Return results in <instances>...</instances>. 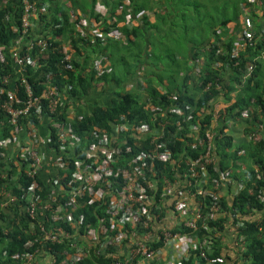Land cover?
<instances>
[{
  "label": "trees",
  "instance_id": "16d2710c",
  "mask_svg": "<svg viewBox=\"0 0 264 264\" xmlns=\"http://www.w3.org/2000/svg\"><path fill=\"white\" fill-rule=\"evenodd\" d=\"M91 1L90 12H85L79 8L84 4L87 5L86 1L71 0L70 4L74 7V13L79 9L83 11L81 12L85 16H95L97 21L104 19L106 26L101 31L102 34H110L112 29H116L120 34L119 37L104 39L100 35L95 37L83 36L79 32L83 27L80 16L78 20L71 22L72 15L66 9L61 10V7L56 4V0H36L40 13L39 21L46 23L40 32L48 40L49 48L44 53L38 49L29 51L27 47L21 51V55L27 58L24 77L31 85L34 97L41 99L44 91L52 86L62 95L67 94L81 99L89 95L98 82H114L115 85L116 97L109 105L94 104L93 110L88 115L70 125V133L83 140L86 145V152L84 151L85 153L79 155L80 157L66 155L70 157L67 162L69 166L61 174L60 184L64 186L69 184L76 171V161L87 158L88 149H91L92 146H103L106 142L105 137L107 139L112 138L115 135L114 128L118 125L127 126L120 134V140H125L126 143L121 146L117 164L125 166L128 162L139 159L143 153L148 151L153 153L155 148L149 140L139 141L132 134L141 132L144 125H147L149 130H153L156 117L176 106H185L195 109L197 112H204L206 118L202 123L201 135L203 138H208L214 103L222 98L224 103L221 109L222 121L220 128L216 130L224 132L225 129H229L230 133L228 136L216 139L214 156L218 159L222 171L233 172L235 178L244 183L245 188L237 198L234 209H239L242 214H251L254 208L264 212V202L262 203L261 198H259L264 197V140L260 143H254L251 139L254 132L264 134V36L259 33L263 24L259 19L256 21V14L254 13L252 16L257 29L255 33H258L257 39L252 41L241 53L240 59H235L231 56V52L235 48L236 40L229 34L219 33L222 29L226 30L231 20H221L219 28L213 31L212 25L206 26V22L210 21L209 18L211 17L209 11H202V8L206 7L199 4L200 0H188L189 2H196L194 11H191V19L197 17L199 22L207 28L208 35L213 34L208 39L202 38L198 41L189 39L183 45L178 38H170L174 43L177 40L179 42V45L176 43L173 46L175 53L170 56V60L174 65L178 63L175 58L177 49L174 47L180 46L187 54L180 59L181 63L184 62L189 66L187 71L182 73V85H177L169 84L159 76V72L164 69L161 66V58L164 57L163 52H172L168 45L165 28H172L173 24L175 27L177 26L180 13L185 17L184 10L187 9L185 6L189 2L183 5L182 0H128V4H126V0H103L102 4H99L98 0ZM46 3L51 4L47 14L42 13L43 5ZM97 4L100 5V8L104 7L106 13L110 15L111 21H114L113 24L108 23L106 15L96 14ZM243 7L244 10L245 8L249 10L252 4L246 1ZM143 12L144 16L140 22L136 17L137 14ZM49 15L52 16L51 20L48 19ZM149 15L155 18L154 22L150 21ZM130 16L133 24L129 23L128 17ZM23 17L24 7L20 0H0V86L2 88L0 105L8 99L11 85L14 84L18 85L19 93L17 96L19 99L25 104L29 100L27 87L22 85L18 70L13 65L9 53L12 48L21 45L22 39L27 40L29 36L24 37L21 33ZM194 22L195 27V19ZM121 23H125V25L120 26ZM67 34V40H65ZM221 37L225 38L222 45L215 44L212 40ZM155 48L157 49L154 50ZM96 54H101L104 60L98 70L90 66L91 57ZM127 57L128 59H126ZM152 59L159 60V65L153 63ZM130 60L133 61V64L129 62ZM115 61L123 63L118 65L115 64ZM107 63L110 66L105 69ZM194 64L199 67L197 73H191L193 68L195 69ZM251 64L255 65V70L252 77L244 82L247 66ZM121 65H125L129 69L123 70ZM112 69L114 71L119 70L121 78H118ZM143 71L145 72L141 78L140 72L143 73ZM5 76L10 77L11 85H3L2 80ZM133 76L138 80L134 88L136 92H128L125 82L128 83ZM171 78L175 80V74ZM154 79L157 80L156 83ZM217 85H222V92L217 90ZM16 106L21 107L22 104ZM66 113L67 107L62 103L59 109V117L57 120H53L51 126L50 147H55L58 152H60V146L53 125L54 123L66 122ZM243 114L247 116L244 118ZM47 115V103L42 99L40 108L32 110L28 117L21 120L20 127L23 132L29 130L31 125L41 124ZM132 124L136 126L135 132L128 130L129 125ZM236 127H239V130L249 137L251 143L244 141L243 144L237 143L236 145L233 137V134L238 132ZM172 130L175 128L170 127L168 129V131ZM13 132L14 127L10 124L4 111L0 110V142L13 139ZM185 133L182 136H185ZM185 150L193 158H197L204 152L202 149L193 151L184 143L179 142L177 148L172 150L170 158L179 159L180 154L184 153ZM6 151L0 147V172L6 165L7 157H4ZM92 161H94L93 158L87 159L88 163ZM13 163L14 161H11L10 172L18 180L8 184L6 183L8 181L0 179V264H22L21 258L23 256L29 253L34 254L37 250L50 253L53 256L57 255V261L61 263L65 260L63 255L70 253L66 243L43 246L38 236L32 235L31 224L27 217L22 211V214L18 212L19 206L15 208L16 213L3 211L1 207L3 198L1 188L5 184L7 187L16 185L14 191L21 198V209L33 197L37 202H42L47 200L50 194L46 187H42L39 192H28L30 186V180L26 175L28 165L24 163L16 166ZM113 166L115 167V164ZM182 166L183 168L186 167L185 162H182ZM172 167L170 163L163 164L157 161V169L163 170V174L171 180L176 173ZM211 170L218 178L219 175L214 172V168ZM113 180L116 181L117 179L113 178ZM66 188L69 189L68 186ZM250 190L254 191L253 195L249 193ZM117 200V197L113 198L106 195L101 204H91V195L86 194L84 197L77 198L76 202L79 204V208L75 213V219L79 221V229L83 231L87 226L94 228L103 224L108 234L113 239L119 240L118 232L112 227L115 209L111 211L109 208L111 204L116 205ZM206 200L205 203L209 206L215 198L210 196ZM66 201L68 202V200ZM222 205L227 208L224 202ZM67 210L70 211L71 208L67 207ZM234 220V225H236L238 219ZM262 220L260 223L246 222L240 228V232L235 235L238 241L243 240L241 243L244 247L240 251L241 253L239 252L241 255L238 256L244 260L243 264H264V217ZM207 222L213 234H227L225 233L227 230L225 220L209 219ZM59 224L66 226L73 233L74 230H72L70 222L61 220ZM130 230L129 226L125 229L129 237ZM207 233L208 230L203 229L200 235L203 236ZM36 234L39 235V232L37 231ZM156 247L153 246L152 248ZM223 247L222 239L214 242V245L207 251V259L202 260L201 264H226L227 258L222 255ZM114 249H116V243L112 241L107 254L102 256L93 254L89 259L78 264H110L112 259L110 255L114 253ZM16 255L18 258L14 257ZM185 264H194V260L190 259Z\"/></svg>",
  "mask_w": 264,
  "mask_h": 264
},
{
  "label": "built area",
  "instance_id": "2783aa9c",
  "mask_svg": "<svg viewBox=\"0 0 264 264\" xmlns=\"http://www.w3.org/2000/svg\"><path fill=\"white\" fill-rule=\"evenodd\" d=\"M24 7V17L22 20V35L27 37L34 24L40 19L36 0H20ZM252 4V8L259 11L262 22L260 35L264 36V0H247ZM46 7L43 5L44 13ZM246 13V28L239 30L238 35L242 39L235 41V48L231 56L240 59L241 53L247 46L257 39L256 30L249 20L248 10ZM72 21L78 20L76 17ZM129 20V17H128ZM113 31V30H112ZM110 32V34L112 33ZM242 31H244L242 37ZM110 34H99L104 39L110 37ZM225 38L217 39L215 44L222 45ZM219 42V43H218ZM27 50H40L42 53L48 50L49 43L44 36L32 37L28 39ZM21 45L12 48L9 53L13 65L17 68L22 85L27 87V104L19 99L18 85H11L9 76L2 80L3 85H11L8 99L0 105V110L4 111L10 124L14 127L13 139H7L0 142V147L6 149L4 157L6 165L0 172V179L8 181L6 183H15L18 178L14 177L10 169L11 161L14 165L20 166L26 163L28 166L27 178L30 180L28 192H39L46 185L40 180L41 171L44 168V158L41 155L37 145L28 143L21 149L19 144L20 135L23 129L20 127V121L28 117L32 110L40 108L41 100L47 103V118L52 122L59 117V109L63 95L54 87L49 86L43 93L42 98L33 96V89L27 82L25 76L27 58L21 55L24 49ZM255 65L247 66L244 82H247L253 75ZM22 75V77H21ZM21 86V83H20ZM217 90L222 92V85H217ZM0 86V91H1ZM222 95V93H221ZM223 97V96H221ZM17 104H22L17 107ZM214 103L211 130L208 131V138L202 137L203 121L206 118L204 112H197L195 109L185 106H176L168 109L165 113L159 114L154 123V129L149 130L144 125L141 132L132 136L139 141H148L154 146L153 153L149 151L143 153L139 159L128 162L125 166H120L118 156L121 152V146L126 143L125 140L116 139L117 134L127 125H118L114 128L115 135L107 139L110 145L99 146V153L92 157L94 161L88 163L83 158L76 161V171L73 179L64 186L60 184V176L68 168L70 159L67 153L71 127L66 122L54 123L56 136L60 146V152H57L59 159L56 162L58 173L52 181V187H46L50 192L47 200L37 202L33 197L27 204L22 206L21 198L15 193L13 187L3 185L1 188L3 211H13L19 206L18 212L27 217L31 224L32 235L38 236L43 246L46 244L61 245L66 243L70 253L65 256L63 262L58 263L57 255L37 250L34 254H26L21 258L22 264H78L83 260L89 259L93 254L102 256L107 254L109 245L113 241L116 243V249L111 254L110 264H185L190 259L194 264H201V261L207 259V251L217 240L223 239V234H213L208 226V220H217L216 216L228 217L227 209L222 205L218 198L217 191L222 187L221 177H224V171L218 169V159L214 156L215 141L217 138L229 135V129L224 132L216 130L220 128L222 121L221 110L216 111ZM223 108V107H222ZM221 108V109H222ZM67 117L69 116L66 113ZM247 115L243 114L245 118ZM67 119V118H66ZM35 125H31L30 130H34ZM170 127L175 130L168 131ZM136 126L129 125V131L135 132ZM186 132V133H185ZM185 133V136L182 134ZM254 143H260L264 140V134L254 132L251 135ZM179 142L190 147L193 151L201 153L197 158L188 155L185 150L180 154L179 159L170 158L172 150L177 148ZM186 148V147H185ZM85 153L84 151L82 154ZM88 154V153H87ZM3 155V154H2ZM80 157V156H79ZM157 161L163 164L170 163L173 170L176 171L173 180L163 174V170L157 169ZM186 167L183 168L182 162ZM181 162V163H180ZM115 164V167L113 166ZM140 164V165H138ZM214 168L219 177L212 173ZM162 173V174H161ZM64 177V176H63ZM113 178L117 179L116 181ZM242 186L244 183L241 182ZM180 185V186H179ZM69 187L67 189L66 187ZM254 194L253 190L249 192ZM91 195V204H101L102 199L108 195L117 197V203L109 205L112 210L115 209L112 227L118 232V239H113L103 224L92 228L87 226L83 231L79 229L80 225L75 219V213L79 208L76 202L77 198ZM212 196L215 200L211 205L205 203L207 197ZM261 202H264V197ZM68 200V202L66 201ZM196 203L194 207L191 203ZM67 207L71 210L68 211ZM100 207V205H99ZM208 207V208H207ZM176 210V213H175ZM169 211L180 212L186 216L182 223H168ZM21 213V214H22ZM122 214V215H121ZM179 215V214H178ZM177 215V216H178ZM240 211L235 208L234 213L229 212V218L240 221ZM218 217V216H217ZM67 221L72 224L73 233L66 226L60 225V221ZM175 221V220H172ZM130 227L129 234L125 232L126 227ZM237 231L242 225L237 223L232 227ZM209 228V229H208ZM203 229L208 233L200 235ZM39 232V235L36 232ZM157 246L156 248H152ZM61 256V255H59ZM18 258L17 255L14 256Z\"/></svg>",
  "mask_w": 264,
  "mask_h": 264
},
{
  "label": "crops",
  "instance_id": "0c3cea01",
  "mask_svg": "<svg viewBox=\"0 0 264 264\" xmlns=\"http://www.w3.org/2000/svg\"><path fill=\"white\" fill-rule=\"evenodd\" d=\"M56 1H57L56 4H58L61 7L60 9L65 10L67 9V7H69L71 0H56ZM44 6L46 7V10L44 13L47 14L51 7V4L46 3ZM96 8H97V11H96L97 15L98 14L106 15L107 11L104 9V7L100 8V5L97 4ZM76 12H78L77 15L72 12L73 15L71 19H73V17H76L77 19H79V16L81 17L80 21L83 27L79 30V32L83 36L89 35V36L95 37V36H98L99 34H102L101 31L106 26L104 19L97 21V18L95 16L88 17L78 10H76ZM143 16H144V12L137 14L136 18L137 20L141 22V20L143 19ZM149 16H150V21L154 22L155 18L152 15H149ZM48 17H49L48 19L51 20L52 16L49 15ZM152 17L154 18V20H152ZM106 18H108L107 19L108 23H110L111 18L110 17H106ZM39 20L34 24V29L32 27L33 37L42 36L39 30H42L43 27L46 26V23L44 22L41 23ZM131 22H132V18L130 16L129 23L131 24ZM113 23L114 21H112L111 24ZM123 24L124 23H122V25ZM76 31H78V28H76ZM118 34L119 32L114 29V31L110 34L111 36L109 37V39L112 37H119L120 34L119 35ZM67 36L68 34L65 36L64 38L65 40H67L66 39ZM27 44H28V40H24V39L21 40V48H24L25 46H27ZM93 58L94 59H92L90 66H92L93 69L98 70V66H101L102 61H104L103 56L101 54L100 55L96 54L93 56ZM108 66L110 65H108L107 63L105 66V69ZM108 69L111 70L110 68ZM140 74H141L140 77L142 78L144 74L142 72H140ZM137 81L138 80L136 77H131L128 83L125 82L126 88H131L132 86L135 87L137 85ZM114 89H115L114 82H110V83H106V82L99 83L98 82L97 85L94 86L92 92L89 95L85 96L84 98L78 99V98L72 97L71 95L63 94L62 102L63 104L66 105L67 113L69 115L67 117L68 125L74 124L78 122L80 119L84 118L86 115H88V113H90L93 110L94 104H101L105 106L109 105L111 101L113 100V98L116 97L115 95L116 91ZM219 102L220 103L222 102V98L220 99ZM51 126H52V122L47 117H44L41 124L34 126L33 131L30 130V128H29L30 131L25 130L20 135V139H19V144L21 145V149L22 147H24V145L28 143L29 144L33 143L38 146L39 151L45 160L44 168L40 174V180L46 185V187H52V181L56 177L57 173L59 172L58 169L56 168V162L58 161L59 156L57 152L55 151V149L50 147ZM119 137H120V134H117L115 138L118 139ZM238 137L239 138L234 137L237 143L243 144L244 141L249 143V137L246 136V134L243 131H240V136L238 135ZM106 144L110 145L109 141H106L104 143V145ZM85 147L86 145L83 142V140H81L75 135H71L66 151L67 153H69L70 156L79 157V155H81L83 151L86 152ZM88 150H87L88 151L87 157L88 158L95 157L99 153V146H92L91 149H88ZM217 164H218V169L221 172L220 163L218 162ZM223 173L225 174V176L220 178V181L222 182V187L219 189V191H217V195L220 201L222 203L223 202L225 203L227 207L226 209H227L228 217H222V215H219V214L217 215L218 217L216 216V219H223L226 221L227 230L225 233L227 234L225 235L223 234L222 242L224 244V247H223L224 251L222 255L225 256V258H227L226 264H243L244 260L238 257L239 255H241L239 254V252L243 250V247H244V245L241 243L243 240L242 241L237 240V237L235 235L238 232H240V229H238L237 231H234L235 229H237V227L236 226L235 228L232 227V224L234 222L229 218V212L234 213V204L245 187L241 185L242 183L239 182L240 180L235 178V176L233 175V172L224 171ZM191 204L194 207H196V203L192 202ZM8 213L11 214L10 212ZM175 213H176V210H175ZM175 213L172 211H169V215L167 219L170 225H173V222L182 223L186 218V216L180 212H177V215L179 214L178 216ZM240 215H241L240 221L238 223L242 225L243 227L246 222L260 223L261 221H263L262 218L264 217V212L254 208L251 214L241 213ZM172 220H175V221H172Z\"/></svg>",
  "mask_w": 264,
  "mask_h": 264
},
{
  "label": "rangeland",
  "instance_id": "374dc122",
  "mask_svg": "<svg viewBox=\"0 0 264 264\" xmlns=\"http://www.w3.org/2000/svg\"><path fill=\"white\" fill-rule=\"evenodd\" d=\"M83 1H86L88 4L87 5L84 4V6H81L79 8L83 9L85 12H90L91 7H92V1L91 0H83ZM102 1L103 0H98V3L102 4ZM182 1H183V5L186 4L187 2H189L188 0H182ZM195 1H191V2H189V4L187 6H185V8H187V9L184 10V16L185 17H183V15L180 13V15H179L180 17H179V19L177 21V26L176 27H175V24H173L172 28H165V32L167 33V36H168V45L170 46L172 52L171 53L163 52V56L164 57L161 58V66H163L164 69L159 72V76L164 78V80H166V82L169 83V84L182 85V83H183V80L181 78L182 77V73L186 72L188 67H189V66H187L186 63H184V62L181 63L180 59L182 57H184L185 55H187V54L185 53V51L183 49H181L180 46L174 47V48L177 49L175 58L177 59L178 63H176V65H174L173 62L170 60V56H172L173 53H175V51L173 50V46L176 45V43H177V45H179L178 40L183 45L189 39L195 40V41H198V39H202V38H207L208 39L211 36V34H213V33H211L210 35H208V32H206L207 28L205 27L204 24L199 22L197 17L194 18L196 20V25L194 27V23L195 22H194V19H191V17H192L191 11L192 12L194 11V4L196 3ZM246 1L247 0H200L199 4L206 7V8H202V11H209V13L211 15V17L209 18L210 21L206 22V24H207L206 26H211L212 25L214 27L213 31H215L216 29L219 28L218 26H219V23L221 22V20L229 19V20H231V23L229 24V26L226 28V30H224V29L220 30L219 33L221 34V33L224 32L223 34H225V35L229 34V36L234 37V39L236 41H238L239 39H242L241 36L238 35V31L239 30H244L246 28V25H247L246 24V13H245L244 7H243V5L246 3ZM125 2H126V4H128V0H126ZM73 9H74L73 5L69 4V7H67L66 11H68L71 15H73L72 14V12L74 13ZM246 9L248 10V8H246ZM254 13L257 16V18H256V21H257L258 19H260L259 11H257L256 9H254L252 7L251 8L249 7V10H248L249 20H250L251 24L253 25L254 29L257 30L256 27H255L256 24H255L253 16H252ZM75 14L77 15L78 12H76ZM106 16L110 17V15L108 13H106ZM152 20H154L153 17H152ZM110 23H112V21H110ZM131 24H133V22H131ZM124 25L125 24H123L122 26H124ZM193 27H194V29H193ZM39 31H41V30H39ZM243 32L244 31H242V37H243V34H244ZM171 37H173V39L174 38L175 39L178 38L177 42L174 43L173 41H171V39H170ZM212 40H213L214 43L217 42V39H212ZM156 49L157 48H155L154 50H156ZM91 59H94V58L91 57ZM126 59H128V57ZM129 62L133 64V61L130 60ZM152 62L155 63L156 65H159L160 61L156 60V59H152ZM121 63H123V62H116L115 61V64L119 65ZM120 67L123 70L124 69H129L125 65H121ZM193 67H195V69L193 68V71L191 73L199 72V67L198 66H196L194 64ZM98 68H99V66H98ZM112 70L114 71V69H112ZM119 70H120V68H119ZM119 70H117V71L115 70L114 74L116 76H118V78H121V73H120ZM144 72L145 71H143V74H144ZM174 74H175V78H176L175 80L176 81L171 78V76H173ZM133 77H135V76H133ZM154 80H155V83H156L157 80L156 79H154ZM134 88H135L134 86H132L131 88H127V91L128 92H136V90ZM215 104L217 105L215 107L216 111H220L221 108L224 105L223 101L221 103L218 101ZM236 129L238 130V132L237 133L235 132L233 134V136L236 137V138H239L238 137V135L240 136L239 127H236ZM249 143H251V142H249ZM236 145H237V142H236ZM235 173H236V171H235Z\"/></svg>",
  "mask_w": 264,
  "mask_h": 264
},
{
  "label": "clouds",
  "instance_id": "9594fccd",
  "mask_svg": "<svg viewBox=\"0 0 264 264\" xmlns=\"http://www.w3.org/2000/svg\"><path fill=\"white\" fill-rule=\"evenodd\" d=\"M122 24V23H121ZM125 24V23H124ZM33 29H34V27H33ZM114 30V29H113ZM116 30V29H115ZM40 33V32H39ZM28 36V35H27ZM42 36H44V35H42ZM33 36H32V28H31V30H30V33H29V36H28V38H27V40L28 39H30V38H32ZM242 130V129H241ZM239 210V209H238ZM240 211V210H239ZM240 214H241V212H240Z\"/></svg>",
  "mask_w": 264,
  "mask_h": 264
}]
</instances>
